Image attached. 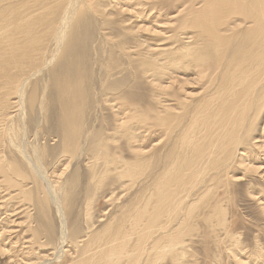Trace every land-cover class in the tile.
Masks as SVG:
<instances>
[{"label": "bare ground", "instance_id": "bare-ground-1", "mask_svg": "<svg viewBox=\"0 0 264 264\" xmlns=\"http://www.w3.org/2000/svg\"><path fill=\"white\" fill-rule=\"evenodd\" d=\"M166 26L177 33V47L158 44ZM94 35L104 45L98 46L100 53L93 49L103 75L116 74L121 60L126 80L134 62L132 66L157 81L154 85L159 91L176 83L177 113L161 107L152 116L136 114L137 107L124 101L128 91L122 90L124 98H116L117 94L111 97L116 107L113 134L104 136L101 129L104 137L96 139L87 132L83 106L92 81L91 45L99 42ZM172 35H165V39ZM172 64H177V79L170 75ZM47 76L53 83L52 96L60 101L57 111L52 104L57 128L53 139L63 157L60 160L65 163L70 157H79L82 142L89 141V145L98 146L93 147L91 155L92 190H99L112 173L121 181L119 188L140 183L132 200L117 206L110 216L108 209L102 210L101 216L105 217L107 211L109 217L100 224L93 221L95 192H90L83 202L82 228L77 225L79 221L72 227L67 225L62 203L63 189L67 188L64 183L56 188L43 165L45 151L37 132L42 112L43 119L47 118L43 105ZM164 78L168 79L165 85ZM32 80L36 83L28 89ZM109 89L112 92L115 87ZM14 120L18 127L15 133ZM149 120L170 141L167 149L161 144L166 149L163 159L157 155L162 163L155 162L154 153L145 155L150 148L134 147L132 160L116 153L118 149L111 151L113 146L109 149L113 144L109 141H116L118 135L131 148V143L139 141L148 129ZM97 164L101 169L96 172ZM65 171L66 167L60 168L56 176L60 178L68 173ZM252 176L264 180V0H0V191L8 190V195L13 190L8 195L10 200L6 199L9 203L18 199L22 205H33L37 213L39 209L44 214L53 205L58 219L53 225L37 218L39 213L35 217L29 213L25 228L30 236L18 250L17 241H11L17 231L13 218L17 212L7 214L4 210L9 220H2L10 225L0 229V238L8 239V245H0V251L7 253L8 264H189L185 237H191L197 217L202 215L204 223H224L223 199L213 196L217 200L209 202L213 192L232 183H236L234 187L242 185L243 178L245 181ZM27 180L33 184L31 189L26 186ZM251 180L255 184L253 177ZM252 186H247L248 193L255 202L264 204L259 187L256 190ZM114 189L112 185L111 192ZM3 201L0 208L6 204ZM234 257L239 264H257L255 259L244 263L235 253Z\"/></svg>", "mask_w": 264, "mask_h": 264}, {"label": "rangeland", "instance_id": "rangeland-1", "mask_svg": "<svg viewBox=\"0 0 264 264\" xmlns=\"http://www.w3.org/2000/svg\"><path fill=\"white\" fill-rule=\"evenodd\" d=\"M165 28H166V30H165ZM165 28L163 31H166L167 33L165 32L166 34L165 33L163 34V36L161 37L162 39H160V41H158V44L161 43L160 45H162V47H164V48H171V45L173 47H177V33L175 34L174 32H172V30H171L172 27L168 28L166 26ZM96 35H94V38L98 42L99 39L96 38ZM165 35H170V36L172 35V37L167 36L165 39ZM93 42H94V40L92 41V43ZM163 44H166V45L163 46ZM91 46H92V48L90 50L91 51V55H90L91 56V58H90L91 62L89 64V66H90L89 68L91 70L89 68L88 69L90 70L89 76L91 77L92 81H91V85H90V93H88V97H87L86 102L83 106V107H85V109H84L85 114L83 115V123H84V129H86L87 132L88 131L92 132L93 137L98 139L99 137H104L105 134H107L106 136L113 134L114 128H111V127H114L113 119L115 118L114 113H116V111H115L116 107H113V105H112L114 102V101H112V98L113 99L115 98L114 94H117L116 98H118L119 96H120L119 97L120 99L124 98V96H125L124 92L126 90L128 91V93H127L128 96L125 97L124 101L127 100L129 103L134 105L133 107H135V106L137 107V108H135L136 114L142 113V114H145L147 116H148V114H149V116H152L155 113H157L158 110L159 111L162 110L161 107H166L168 109H172L173 112L176 111V113H177V101H175V100H177V84L176 83L174 84V86L172 88H169L163 92L159 91L156 88V86L154 85V83L157 81L155 80L153 82L151 80L152 78L150 79V77H149L150 76L149 73H147V75H146V73L143 75V73L138 69V67L132 66L135 64L134 62L131 65V68L134 71V73L131 70V72L129 74L130 78L128 77V79L126 80V78H125L126 75L124 74V71H123V67H125V66L121 60L119 61V63H120L118 66L119 68L116 69L117 71L115 70L116 74H113L112 76L103 75V73L101 71V69H103L101 67V61L99 60V58L96 59L97 54L93 53V49H96V51H98L100 53L101 47H103L104 45L100 44V41H99L97 44L95 42V44L93 43ZM98 46H101V47L99 48ZM109 48L110 47H108V48L106 47L104 49L109 51ZM92 54H94V55H92ZM117 57L118 56H116V54H115L114 58L116 59ZM104 59H106V57ZM92 61H95V62L93 63ZM120 66L122 67V69ZM170 67H171V70H173V72H170L171 73L170 75L172 77L174 76L177 79V76H176L177 75V64H175V65L172 64ZM133 68H136V71ZM123 74H124V78H123ZM140 75L144 76V77H141ZM112 77H113V79H112ZM104 78H107V79H104ZM46 79H47L46 80L47 84H49V85L46 86L47 88H46L45 93H44L45 96L43 98V105H45L44 112L46 110L47 118H45V120L43 119V117H45L44 116L45 113L42 112L43 117L40 116V125L38 128L37 136L39 138L38 142L41 145L42 152L45 151V153H42V155H43L42 162H43V165L46 166L45 168H47L46 169L47 176L50 177V181L53 183V185L56 188H60V186H62L63 183H64L63 186L65 188H67V190L63 189V195H64L63 199H65L66 201L62 200V203L64 205L63 208L65 211L66 217L68 215L66 220L68 223L67 225L69 227H72L74 222L76 223L77 221H79V224H77V225H78V227L82 228V224H83V221L85 219V216H84L85 198H86V196H88V194H90V192H92L91 193L92 195L95 192V194L93 195L94 196V199L92 202L93 206L91 205L92 206L91 212L92 213L96 212L95 213L96 215L92 214L93 221H95V223H97V224H100V223L104 222L110 216V214H112L113 212H115L117 210V208H116L117 206H119L120 204H123L124 202L126 203L127 201H129L128 199L132 200L134 195L137 194L135 192H138V190L140 189V185H139L140 183L138 185L135 184L133 187H129V188L126 186L125 189L119 188L120 187L119 184L121 181L116 180L113 173L110 172L109 174H111V173L112 174L110 176L108 175L106 177L107 179H104L105 180V181H103L104 184H102V186L99 188L100 191L98 189L96 191L92 190V188H91L92 183L91 182H93L94 180L92 181L91 179H89V178H91L89 175L90 174L89 172L91 171V167L93 166L94 159L91 158V155H92V152L94 151L93 147H94V149L96 147H97L96 149H98V146H96L95 143H91L89 145V141H86L87 144H86V142H82V145H81L82 146V153L80 154L79 157L78 156L77 157L76 156L70 157V158H68V160L64 161L65 163H63V161L60 160L63 157H60L59 154H61V152L58 150L59 148H56L57 146H55L57 141H56V139H53V135L56 134V130H55L56 127H55V120H54L55 115H53V113H54L53 111H55V109H56V111L58 110L57 107L59 106L60 101L58 99L56 101V98L54 96H52V95H54V93H53L54 87L52 86L53 85L52 80L48 76ZM149 79H150V81H148ZM141 80H142V82H139ZM117 81H121V82H119V84H118ZM167 81H168V79L164 78L162 84L165 85ZM123 82H125V83L123 84ZM34 83H36V80L31 81V83H30L31 86L28 85V89H30L32 87V84H34ZM114 83H116V86ZM120 83H122L121 87H120ZM133 83H135V84H133ZM125 84L127 86H125ZM148 84H150V85H148ZM110 87H113V88L115 87V89H112V92H111V90L109 89ZM122 88H124V89H122ZM116 89H117V91H119V93L116 91ZM151 89H154L157 91L153 90L154 91V93H153V91L151 92ZM102 90H103V92H102ZM169 90H171V91L169 92ZM115 91H116V93H115ZM109 93H111L110 95H112V93H113V95L110 96ZM166 94H167V97H166ZM46 97H47V100H46ZM168 97H169V99L165 100V98H168ZM54 98H55V100H54ZM49 99H50V101L48 102ZM52 101L53 102L56 101L57 103L55 102V104H54ZM110 102H112V103H110ZM52 104L55 106V108ZM51 105H52V107H51ZM86 105H90V106H86ZM160 105H162V106H160ZM168 106H170V107H168ZM138 107H140V108H138ZM53 108H54V110L52 111ZM86 109H88V110H86ZM140 109H141V111H140ZM151 111L152 112L155 111V112L153 114H151L152 113ZM111 120L113 122V125L111 124ZM41 121H43V122L45 121L46 123L44 122V124H43V122H41ZM14 123L12 124V128H15V131H14V133H15L16 130L18 129V127H17L15 120H14ZM99 124H101V125H99ZM105 124L107 125L108 130H107V128H105L106 127ZM88 125H89V127H88ZM147 126H148V129L145 130L144 132H142V135L140 136L142 139L140 138L139 141L132 142L131 148L127 147L126 141H124V139H122V137H120L118 135V137L115 138V139H117L116 141H114V142L109 141L110 142L109 145H111L113 143L111 146H109V149L111 150L112 146H113V149L111 151L118 149L116 151V153H118V154L122 153V157L124 159L132 160L134 158V149H135L134 147L141 146V147H144L145 150L150 148L146 152L145 155H149V154L154 153V154H156V157H154L156 160L155 162L157 164H158V161H159V163H162V161L159 159L160 158L163 159V155H164L163 153H165L170 141H169L168 137L164 134V131L159 126H157L158 127V129H157V127L155 125L154 126L152 125V120L150 121V124ZM27 127H29V125L26 126V128ZM29 128H31V127H29ZM29 128H27L28 131H29ZM101 129H102L104 136L100 135L101 131H99V130H101ZM103 130H105V132ZM30 132H32V128L30 129ZM49 132H51V133H49ZM157 135H158V137H157ZM149 136H150V138H149ZM95 138L92 140V142H94L96 140ZM40 139H41V141H40ZM144 139H145V141H144ZM166 139L168 140V143H167V141H165ZM123 142H124V144H123ZM146 143H147V145H146ZM115 144H119V145H115ZM133 144H135V145H133ZM161 144H163V146L166 149ZM164 144H167V146ZM86 146H88V147L86 148ZM43 148H44V150H43ZM155 149H158V150H155ZM56 150H58V151H56ZM87 150H89V151H87ZM129 151H131V152H129ZM157 151H158V153H156ZM159 152H161V153L159 154ZM157 155H159L161 157H159V159H158ZM68 161H70V162H68ZM67 162L70 164L72 163V164L70 165ZM159 166H160V164H159ZM59 167L60 168L66 167L65 173L68 172L66 174H63V175H65V177H63V175L59 176L61 178V180H60V178H58L56 176V175L60 174V168ZM99 168H100V165L97 164L95 167V169H96L95 171L96 172L100 171ZM68 169H70V170H68ZM86 172L88 173V175ZM70 173H71V175H70ZM252 177L255 180V184L251 180ZM252 177L247 178L245 181H243L245 179V178H243V180L241 182L242 185L240 184V185L234 187L236 185V183H232V184L228 185L229 187L227 186L228 188L223 187V189H222V187H219L218 190L216 189L217 191L215 190L213 192L212 197L209 198V202H212V200H217L218 198L219 199L221 198L220 200L223 199L222 200L223 202L225 201L224 202L225 204L223 202L220 203L222 214L224 217L223 218L224 223H223V225H218L215 220L212 221L211 223H204L203 219H201L202 215L199 216V218L197 217V219L195 220V223H194V228H195L194 231L195 232L193 231L191 237L190 236L185 237L186 238L185 241L189 245V248H188L189 250H188L187 254L190 256L191 260H189V262L191 264H239L234 257V253L237 255V257H241V259L243 260L244 263H246V262L249 263V261L252 263L256 260L257 262L255 261L254 263L264 264V204H259V203L255 202L256 200L254 199V197H252L253 195L251 196L248 193L249 188H247V186H249L250 183H252V185L254 186V188H256V190L259 187V189L257 191L261 194L260 202L262 200V202L264 203V197H262V196H264V194H263V192H264V186H263L264 180H262L260 178L258 179L254 176H252ZM136 180L139 181L138 179H136ZM259 180H261V181H259ZM86 181L88 183L90 181V183L88 184ZM145 181H146V179H145ZM115 182H118V183H115ZM87 184H88V187H87ZM233 184H235V185H233ZM32 185L33 184L31 183V180H27L26 186H28V188L31 189L33 187ZM112 185H114V187H115L113 192H111ZM30 186H32V187H30ZM233 187H234V189H233ZM224 190H225V192H224ZM5 191H7V192H5ZM5 191L4 190L0 191V201H3V199L5 198L4 201L6 203L5 205H3L4 203H2V207L0 208V223H1L0 229L6 228V226L8 228V226L10 225L9 221L2 220V218H7V217H5V213L3 211L7 210V214H13V213L17 212L16 213L17 215H15L13 217L15 220L14 223L16 225L14 230H17V231L13 232L14 234L12 233L11 241H17V244H15V246L18 250L19 249L21 250L22 246H24V244H22V242L24 240L26 241L27 239H29L30 234H29V232H26V228H25L26 224L25 223H28L27 222L28 216H30L31 214H34V217H35L39 213L36 216L37 218L41 219L42 221L46 220V222L50 221V223L51 222L54 223L53 225H55V224L57 225L58 219H57V216H55L56 214H55L53 205H52L53 207L51 205H49V207H47V209L45 210L44 214H43V212L40 213L39 209L37 210L38 211V213H37V212H35V208H33L34 207L33 205L30 206L29 204H25V203H24V205H22L23 202H20L18 199L15 200L14 199L15 196L11 197V199L13 198L14 200H11L12 202L9 203L8 200H10V199H9L8 195L13 194L14 192H13V190H10V194L6 195L9 191L8 190H5ZM121 191H123V192H121ZM227 191H229L228 195H227ZM261 191H262V193H261ZM223 192H224V194L226 193V195H224ZM66 195H68V196H66ZM113 195L116 197V199H114L112 201ZM213 196L214 197L216 196L217 199L213 198ZM67 197H69L68 200H67ZM224 197H226V199H224ZM6 199H8V200H6ZM69 201H70V204H69ZM83 202H84V204H83ZM226 202L228 205H226ZM94 203H95V205H94ZM81 204H83V205H81ZM260 205H262V206H260ZM225 206L227 209H225ZM66 207H68V208H66ZM223 209H224V211H223ZM102 210H103V212H105V210H107L109 216L106 214L107 211L105 213V215H106L105 217L101 216V214H103ZM29 213H30V215H29ZM98 214H99V216H97ZM94 215H95V218H94ZM224 215H226V216H224ZM31 216H33V215H31ZM99 217H100V219H99ZM47 218H48V220H47ZM11 219H12V217H11ZM199 220H201V222ZM68 221H70L72 223H70ZM226 221H229V222H226ZM46 222L44 221L45 224H46ZM225 223H228V224H225ZM18 225H20V226H18ZM226 226H229V228ZM217 227H218V229H217ZM202 229H203V231H202ZM206 230L209 232H206ZM228 231H230V233L231 232L232 233L228 234ZM202 232L204 233V235H201V234H203ZM217 232H218V234H217ZM223 232H225V234L227 236ZM187 238H189V239H187ZM7 241H8L7 238H5L4 240L2 238H0V245L1 246H2V244L8 245ZM6 256H7V253H5L4 250H1L0 251V264H8L9 260L7 259L8 256L7 257Z\"/></svg>", "mask_w": 264, "mask_h": 264}]
</instances>
